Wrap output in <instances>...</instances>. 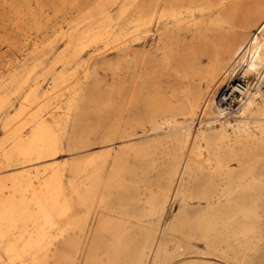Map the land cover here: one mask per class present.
<instances>
[{
  "label": "bare ground",
  "instance_id": "obj_1",
  "mask_svg": "<svg viewBox=\"0 0 264 264\" xmlns=\"http://www.w3.org/2000/svg\"><path fill=\"white\" fill-rule=\"evenodd\" d=\"M8 24L0 264H263L264 0H0Z\"/></svg>",
  "mask_w": 264,
  "mask_h": 264
},
{
  "label": "rangeland",
  "instance_id": "obj_2",
  "mask_svg": "<svg viewBox=\"0 0 264 264\" xmlns=\"http://www.w3.org/2000/svg\"><path fill=\"white\" fill-rule=\"evenodd\" d=\"M71 15L72 14H70L69 12H66V14H65V16L68 18H70ZM59 19H60V17H58V20ZM3 32H7L10 37H12L13 39H15L17 41L19 46L23 45V43L25 42L24 40H26L20 32L11 30L9 24L4 28L0 27V33H3ZM30 44H31V42H29L28 46H30ZM62 44H63V41H61V40L55 41V43L53 44V48L51 50L50 55L53 56L56 53V51L59 48H61ZM4 48H5L4 45L2 46V44H0V51L4 50ZM17 53H18V56L20 58H22L21 53H19V52H17ZM107 55H108L107 57L110 59L115 58L114 52H109ZM99 72L103 76L104 79L110 80V74L108 72H105L103 70H100ZM250 80L254 81L251 78L248 81H250ZM236 82H240V84H244L245 80H243L242 78L237 76ZM42 86L44 88H47L49 86V80H46L45 82H43ZM224 93L225 94L229 93V89L227 90V85H223L218 90V92L216 94V101L219 102L218 104H221L222 107L227 106L230 111L235 110L237 105H238L237 98H235V96H233L232 98H228L226 101H224L222 99V98H224V95H223ZM236 95H238V93H236ZM227 96H228V94H227ZM0 133H1V128H0ZM63 156H66V155L64 154ZM160 180H161V176H160L158 170L151 171L148 174V181L152 187H154L155 184L159 183ZM203 205H204L203 202L198 203L196 201H193L190 204V209L195 210V209L202 207ZM175 208L176 207L173 204V206H172L173 211ZM76 209H78V207H76ZM133 230H134L135 236L139 237L140 232H139L138 228L134 227ZM178 237H179L180 241H183V242L186 241L183 236H178ZM188 242L190 243V245H192L191 248L189 250H187L185 253L175 257V260H178L175 264H181V263H186V262H191L193 264H201V263H205V264H233L234 263L231 260V257L229 255H221V254L220 255H213V254L208 253L207 249H206V247L202 241L190 240ZM82 263H83V256L80 255L79 260H78V264H82ZM258 263H259L258 258H255L248 264H258ZM263 264H264V260H263Z\"/></svg>",
  "mask_w": 264,
  "mask_h": 264
},
{
  "label": "built area",
  "instance_id": "obj_3",
  "mask_svg": "<svg viewBox=\"0 0 264 264\" xmlns=\"http://www.w3.org/2000/svg\"><path fill=\"white\" fill-rule=\"evenodd\" d=\"M228 94V93H227ZM227 94H226V96H227ZM225 100V99H224ZM226 101V100H225Z\"/></svg>",
  "mask_w": 264,
  "mask_h": 264
}]
</instances>
